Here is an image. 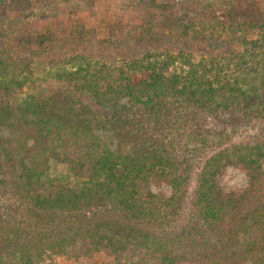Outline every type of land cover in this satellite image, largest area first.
Listing matches in <instances>:
<instances>
[{
  "label": "trees",
  "instance_id": "16d2710c",
  "mask_svg": "<svg viewBox=\"0 0 264 264\" xmlns=\"http://www.w3.org/2000/svg\"><path fill=\"white\" fill-rule=\"evenodd\" d=\"M95 4L0 0V264H264V0Z\"/></svg>",
  "mask_w": 264,
  "mask_h": 264
},
{
  "label": "rangeland",
  "instance_id": "374dc122",
  "mask_svg": "<svg viewBox=\"0 0 264 264\" xmlns=\"http://www.w3.org/2000/svg\"><path fill=\"white\" fill-rule=\"evenodd\" d=\"M94 11L98 18L106 14H113L118 11L123 3V0H95ZM102 110V109H100ZM103 111V110H102ZM216 122H211V125L216 126ZM49 174L53 177H60L65 182L75 184L77 179L62 163L55 161L50 162ZM219 184L225 190L242 189L247 184V176L239 168L229 165L217 176ZM154 191L163 190L170 192V186L162 185L159 188L152 187ZM43 264H114V259L105 253H96L91 257L68 258L65 256L54 255L50 259H46Z\"/></svg>",
  "mask_w": 264,
  "mask_h": 264
}]
</instances>
